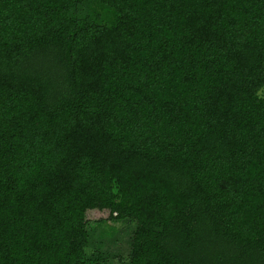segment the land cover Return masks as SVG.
I'll return each mask as SVG.
<instances>
[{
  "label": "trees",
  "instance_id": "1",
  "mask_svg": "<svg viewBox=\"0 0 264 264\" xmlns=\"http://www.w3.org/2000/svg\"><path fill=\"white\" fill-rule=\"evenodd\" d=\"M0 264H264V0H0Z\"/></svg>",
  "mask_w": 264,
  "mask_h": 264
},
{
  "label": "rangeland",
  "instance_id": "2",
  "mask_svg": "<svg viewBox=\"0 0 264 264\" xmlns=\"http://www.w3.org/2000/svg\"><path fill=\"white\" fill-rule=\"evenodd\" d=\"M107 216V210L91 209L86 212V218L92 221L97 220L99 218H106Z\"/></svg>",
  "mask_w": 264,
  "mask_h": 264
}]
</instances>
